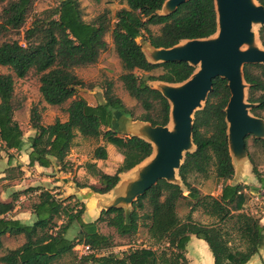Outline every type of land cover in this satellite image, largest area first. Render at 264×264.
Masks as SVG:
<instances>
[{"label":"trees","instance_id":"obj_1","mask_svg":"<svg viewBox=\"0 0 264 264\" xmlns=\"http://www.w3.org/2000/svg\"><path fill=\"white\" fill-rule=\"evenodd\" d=\"M35 1L0 0V4H5L0 36L4 31L22 28L32 13ZM166 1L125 0L127 7L116 13L111 31L112 43L123 69L120 81L129 97L141 107L139 116L114 93L112 83L105 88L104 103L90 105L78 96L79 89L91 86L80 79L74 70L96 65L108 49L106 35L111 25L108 10L87 21L79 0H62L56 8L46 10L34 19L26 31L25 45L18 41L4 42L0 46V66L7 67L12 74H0V151L24 150V133L14 119L15 112L21 108V102L15 95V77L24 79L35 72L40 76L39 91L46 104L63 106L69 101L70 104L66 110V121L56 119L48 125L42 123L38 106L32 108L30 123L34 135L29 139L27 153L30 166L51 168L57 162L62 165V170H66L67 158L78 135L97 140L99 144L101 141L111 144L124 156V162L117 172L109 175L97 170L93 177L98 179L99 187L77 184L106 194L117 186L121 173L150 157L153 153L151 144L137 137L121 135L114 129V113L120 111L134 120L149 122L154 127L168 125L170 105L149 83H182L195 69L185 62L149 63L138 40L144 38L154 48L169 49L183 40L209 38L216 34L218 28L214 0H191L173 14L161 16L158 12ZM258 2L264 6V0ZM155 26L160 27L157 34L151 30ZM259 37L264 47V26L259 30ZM158 69H162L163 74H138L152 73ZM244 77L249 85L248 101L257 105L252 113L264 119V65H245ZM229 98L228 82L216 78L205 107L195 114L193 140L197 148L195 152L186 154L179 170L188 195L180 186L159 180L133 203L130 213L112 208L103 211L96 222L86 224L82 219L84 204L80 205L81 210H76L78 202L71 206L51 190L33 187L22 193H38V201L30 208L35 222L24 224L7 218L21 195L20 192L14 193L10 202H0V251L4 248L6 236H22L24 243L1 256V264H56L67 256L75 259L76 264H189L186 246L193 236L209 245L215 264H247L259 253L264 225L259 218L243 209L247 187L229 184L235 175L225 114ZM254 143L264 144L256 139ZM94 158L107 160L106 147L97 146ZM253 167L264 188V176L256 166ZM211 172L222 182L221 194L219 197H201L200 190L190 178H208ZM73 199L68 198L67 201ZM181 200L192 204L195 202L184 220L177 212ZM197 207L203 208L205 215L213 220L212 224L204 225L194 220L193 213ZM75 223L81 229L78 239L74 241L67 234ZM99 223L106 224L123 239L134 237L141 227H145L150 239L159 248H138L122 257L111 253L78 258L74 251L78 245L90 246L97 252L107 251L114 246L113 236L102 234ZM234 237L240 240L241 246L232 244Z\"/></svg>","mask_w":264,"mask_h":264},{"label":"water","instance_id":"obj_2","mask_svg":"<svg viewBox=\"0 0 264 264\" xmlns=\"http://www.w3.org/2000/svg\"><path fill=\"white\" fill-rule=\"evenodd\" d=\"M189 1L191 0H167L158 13L161 16L171 15ZM214 1L218 28L213 36L183 40L169 49H157L148 42V49L144 51L141 45L151 64L185 62L195 69L182 83L170 84L160 81L149 83V86L159 91L170 105L168 125L154 127L149 122L134 120L120 111L114 113V129L121 135L137 137L151 144L152 155L131 170L121 173L117 186L106 194L96 193L90 187H79L64 179L65 183L74 187L79 194L67 195L66 199L77 197L84 203L85 215L90 214L91 220L97 217L96 222L103 211L112 208L124 209L130 213L133 203L159 180L178 185L184 193L187 192L179 176V170L186 154L196 151L197 147L193 140L195 114L205 107L213 90V80L216 78L225 79L230 91L225 114L229 153L235 170L231 185H244L246 175L254 174V167L246 149V139L253 136L254 139L264 142V119L252 113L257 105L248 101L249 85L245 81L244 66L264 65V47L259 37V30L264 26V6L258 0L257 5H253L250 0ZM254 24L257 25L259 45L252 44L256 37ZM172 117L176 120L174 132L168 129ZM254 176L257 178L255 174ZM192 242L205 241L200 239L190 241L186 251L191 252ZM207 246L211 252L208 244ZM211 254L215 264L213 253ZM260 254L259 246V253L247 264H252L253 258Z\"/></svg>","mask_w":264,"mask_h":264},{"label":"rangeland","instance_id":"obj_3","mask_svg":"<svg viewBox=\"0 0 264 264\" xmlns=\"http://www.w3.org/2000/svg\"><path fill=\"white\" fill-rule=\"evenodd\" d=\"M61 0H36L34 3V7L30 16H28L25 24L22 28L14 30L10 29L4 31L0 36V46L4 42H13L18 41L20 44L25 45V34L26 31L30 28L32 22L37 16L43 15L46 10L56 8ZM81 3L84 18L87 21L94 19L96 16L103 14L105 11H109V19L111 21L110 31L106 35V41L109 46L106 52H104L99 62L91 67L87 68H77L75 69L76 75L82 79L84 82L91 86L89 88L79 89L78 96L84 98L90 105H98L99 103L105 102L104 92L108 83H112L114 86V93L120 97L124 103L127 105L129 109H131L136 116H139L142 113L141 107L137 104L136 101L131 99L128 93L125 91L122 82L120 81V76L123 73V69L120 63V60L115 52L114 45L112 43L111 31L114 27L116 21V13L127 7L125 0H79ZM5 4H0V24L3 23L2 13ZM259 28V27H258ZM153 33L157 34L160 30L159 26L151 27ZM255 30L257 32V26H255ZM259 30V29H258ZM138 42L143 46L144 51L148 49V41L144 40V38H140ZM253 45H259V40L256 38L252 42ZM12 74V72L7 68L0 66V74ZM139 76H148V75H161L163 74L162 69H158L153 71L152 73H142L138 72ZM40 76L35 72H31L24 79H18L15 77V95L17 99L21 102V108L15 112L14 119L18 122L21 129L24 133L25 147L21 153L12 152L7 153L4 150L0 151V172L5 171L6 160L13 159L15 164H20L24 171H19V168L14 169L13 176L17 178L15 182H0V201L1 199H9L11 201L13 191H20V198L16 203L17 207H20V210H29L31 206L38 201L37 194L38 193H27L23 194L24 188L35 184L36 182L31 183L30 180H34L35 175L41 177L38 173H33L29 170L28 165H24L21 162V158L24 157L26 153L29 151V139L34 135V130L31 127L30 119H31V111L34 106H38L42 115V123L44 125L52 124L56 119H60L62 121H66L68 118V114L66 112L70 101L63 106H49L46 104L40 94ZM264 117V113L262 114ZM261 118V117H260ZM1 145V144H0ZM99 145L97 140L85 139L82 136L76 138L74 142V146L68 156V161L70 163L68 169L71 172V175L68 176V180L75 184H83L91 186L97 178L93 177V174L100 170L98 166V161L94 158V150ZM248 145V154L252 157L254 161V166L257 167L258 171L264 176V144L263 143H254V137L250 136L247 140ZM1 149V147H0ZM251 160V158H250ZM112 163H107L104 169H111L114 159L112 158ZM55 167L60 168L62 165L54 162ZM55 167L54 172L50 171L49 176L56 172ZM120 167V166H119ZM118 167V168H119ZM62 168V167H61ZM62 170V169H61ZM118 170V169H117ZM60 171V169H59ZM22 172V173H21ZM247 178L244 179V186L247 187L245 190L246 194V202L244 203L243 209L246 213L253 215L256 218L261 220V223L264 225V188L259 183L257 178L252 173L251 175H246ZM20 178V179H19ZM38 180V179H36ZM235 180V179H234ZM190 181L194 186H196L201 193V197L204 196H213L219 197L222 190V182L215 176L214 173L211 172L208 178H203L201 176H192ZM237 181V179H236ZM231 184V183H229ZM3 186H8L7 189L3 192ZM67 192V190H65ZM63 194V193H62ZM185 195H188L185 192ZM66 204H71L73 206L76 202L79 203L78 208L76 210H81V204L79 200H71L67 201L66 196H63ZM73 198V197H70ZM195 204V202L193 203ZM192 202L181 200L177 207L178 215L182 220L186 219L187 215L191 211V207L193 206ZM87 211V207H86ZM82 215V219H85L86 222L91 221L90 214ZM9 214L7 218H10ZM29 217V213L26 215ZM34 217H32L33 219ZM193 218L196 222L204 225H210L213 223V220L205 215L203 208L197 207L196 211L193 213ZM62 223V222H59ZM99 231L105 235H112L114 238V246L107 251H99L100 255L107 254H115L117 256L122 257L124 254H127L131 250L138 248H152L158 249L159 246L154 243L153 240L150 239L148 235V229L145 227H141L137 233L132 238L123 239L117 236L113 229H110L106 226V224L99 223ZM81 226L75 223L71 229L68 231V238L72 240H77L79 236V231ZM192 240H196L193 238ZM4 248L0 251V258L8 250L16 249L24 243V239L22 236H6L3 240ZM234 246H241V242L238 238L234 237L232 241ZM198 245H191V252L187 250V258L189 263L194 262V258L192 255L195 250L198 248ZM208 247V246H207ZM194 248V249H192ZM261 254L253 258L254 262L252 264H264V249H260ZM192 253V255H191ZM252 260V261H253ZM75 259L70 256L65 257L61 261H58L56 264H76ZM1 264V262H0Z\"/></svg>","mask_w":264,"mask_h":264},{"label":"crops","instance_id":"obj_4","mask_svg":"<svg viewBox=\"0 0 264 264\" xmlns=\"http://www.w3.org/2000/svg\"><path fill=\"white\" fill-rule=\"evenodd\" d=\"M98 146H105L108 152V159L107 160H97L98 162V166L100 168L101 171H103L106 174L109 175H114L117 172V169L119 166H121L124 162V156L117 150V148L111 144H105L104 142H100V144ZM12 152H17V151H9V153ZM17 153H21V152H17ZM112 158L114 159L113 165L111 167V169H104L103 167H105V165L107 163L111 164L112 162ZM21 162L24 165H28L29 166V170L33 173H38L39 175H41V177H38L37 175L34 176V178L38 179H34V180H30L31 183L36 182L34 185L31 184L27 187H25L23 190H26L28 188H33V187H41L45 190H51V192L53 194H57V197L63 199V196H67V195H74V196H78L79 194L75 191L74 187H72L71 185H67V183H65L64 179H69L68 176L71 175V172L69 171L68 167L70 166V163L68 161L67 158V166H66V170H61L60 168L55 167V165L53 164V166L51 168H42L39 165H35V166H30L29 165V157L28 154L26 153L24 155L23 158H21ZM56 169V172L53 173L51 176H49V172L53 171L54 172V168ZM72 168V166H70ZM19 168V171H24L23 167L20 164H15L13 162V159H8L6 160V167H5V171L0 172V182L4 181V182H15L17 178H14L13 176V171L14 169ZM60 169V171H59ZM21 172V173H22ZM11 175L13 176V178L11 177ZM20 179V178H19ZM70 181V180H68ZM229 183H232V181H230ZM91 185L93 186H97L99 187V182L98 179L94 181V183H92ZM8 186H3L2 191L4 192L7 189ZM65 190H67V192H65ZM20 191H13L12 194L14 193H19ZM63 193V194H62ZM12 196V195H11ZM73 200H78L77 197H73ZM12 200V198H11ZM0 202H10L9 199H1ZM16 203H18L16 201ZM20 207H15L14 211L9 213L12 214L10 215L9 219H15V220H19L24 224H33L35 222V216L33 215L31 209L29 210H20ZM29 213V217L26 216ZM8 214V215H9ZM32 217H34L32 219ZM97 217H95L93 220H91L90 222H86L85 219H83L84 223L89 224V223H93L95 222ZM68 237V235H67ZM196 238V237H192ZM70 239V238H69ZM191 239V241H192ZM197 239V238H196ZM72 240V239H71ZM263 243L264 246V235L262 237V241L261 244ZM192 244L194 245H198V246H204L207 247L206 242L201 243V242H192ZM262 250V249H261Z\"/></svg>","mask_w":264,"mask_h":264},{"label":"bare ground","instance_id":"obj_5","mask_svg":"<svg viewBox=\"0 0 264 264\" xmlns=\"http://www.w3.org/2000/svg\"><path fill=\"white\" fill-rule=\"evenodd\" d=\"M250 1L253 5H257L256 0H250ZM255 26H257V25L256 24L253 25L254 30H255ZM256 38L258 39L257 32H256V37L254 39H256ZM175 126H176V120L174 117H172V120L168 126L169 131L174 132ZM156 154H158L157 151H156ZM262 247L264 249L263 243L261 244V242H260V249H262ZM194 248H198V249L195 250L193 253V258H194L193 264H213V257H212L211 252L209 251L208 247L198 246V247H194ZM194 248H192V249H194Z\"/></svg>","mask_w":264,"mask_h":264},{"label":"built area","instance_id":"obj_6","mask_svg":"<svg viewBox=\"0 0 264 264\" xmlns=\"http://www.w3.org/2000/svg\"><path fill=\"white\" fill-rule=\"evenodd\" d=\"M74 251H75V253H76L78 258H82L84 256H88V255H91V254L100 255L99 252L93 250L92 248H90V246H87V245H84V244L76 246Z\"/></svg>","mask_w":264,"mask_h":264}]
</instances>
